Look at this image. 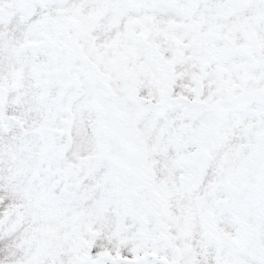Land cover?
<instances>
[{
    "label": "snow or ice",
    "instance_id": "1",
    "mask_svg": "<svg viewBox=\"0 0 264 264\" xmlns=\"http://www.w3.org/2000/svg\"><path fill=\"white\" fill-rule=\"evenodd\" d=\"M0 264H264V0H0Z\"/></svg>",
    "mask_w": 264,
    "mask_h": 264
}]
</instances>
